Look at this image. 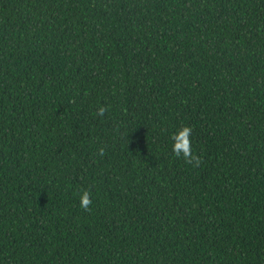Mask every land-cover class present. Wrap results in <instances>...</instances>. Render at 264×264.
I'll return each instance as SVG.
<instances>
[{
    "label": "trees",
    "instance_id": "trees-1",
    "mask_svg": "<svg viewBox=\"0 0 264 264\" xmlns=\"http://www.w3.org/2000/svg\"><path fill=\"white\" fill-rule=\"evenodd\" d=\"M0 264H264V0H0Z\"/></svg>",
    "mask_w": 264,
    "mask_h": 264
},
{
    "label": "clouds",
    "instance_id": "clouds-1",
    "mask_svg": "<svg viewBox=\"0 0 264 264\" xmlns=\"http://www.w3.org/2000/svg\"><path fill=\"white\" fill-rule=\"evenodd\" d=\"M107 110L106 107L100 106L97 110V114L103 116ZM191 133L192 128L187 125L182 126L176 132L172 133V153L177 158H182L185 163L191 164L193 167H198L202 162V157L193 153ZM105 154V149L103 147L98 149L97 155L103 157ZM92 204L93 200L90 189H82L79 193V207L85 211H89Z\"/></svg>",
    "mask_w": 264,
    "mask_h": 264
}]
</instances>
